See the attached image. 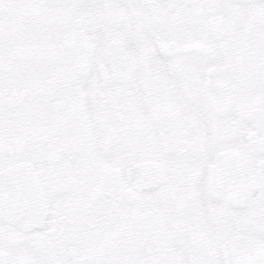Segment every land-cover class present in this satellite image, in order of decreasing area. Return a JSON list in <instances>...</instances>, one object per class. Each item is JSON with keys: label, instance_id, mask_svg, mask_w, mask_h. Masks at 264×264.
Returning a JSON list of instances; mask_svg holds the SVG:
<instances>
[{"label": "snow or ice", "instance_id": "obj_1", "mask_svg": "<svg viewBox=\"0 0 264 264\" xmlns=\"http://www.w3.org/2000/svg\"><path fill=\"white\" fill-rule=\"evenodd\" d=\"M0 264H264V0H0Z\"/></svg>", "mask_w": 264, "mask_h": 264}]
</instances>
